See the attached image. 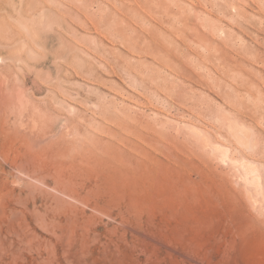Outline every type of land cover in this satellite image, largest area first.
<instances>
[{"label":"rangeland","instance_id":"1","mask_svg":"<svg viewBox=\"0 0 264 264\" xmlns=\"http://www.w3.org/2000/svg\"><path fill=\"white\" fill-rule=\"evenodd\" d=\"M0 264H264V0H0Z\"/></svg>","mask_w":264,"mask_h":264},{"label":"bare ground","instance_id":"2","mask_svg":"<svg viewBox=\"0 0 264 264\" xmlns=\"http://www.w3.org/2000/svg\"><path fill=\"white\" fill-rule=\"evenodd\" d=\"M240 166L243 168V170L246 173L251 174V181L256 180V178L258 177V172H257V167L253 162L244 160L240 163ZM246 179H248V178H246Z\"/></svg>","mask_w":264,"mask_h":264}]
</instances>
